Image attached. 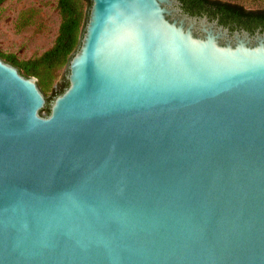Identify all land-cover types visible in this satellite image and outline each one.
Here are the masks:
<instances>
[{
	"label": "water",
	"instance_id": "95a60500",
	"mask_svg": "<svg viewBox=\"0 0 264 264\" xmlns=\"http://www.w3.org/2000/svg\"><path fill=\"white\" fill-rule=\"evenodd\" d=\"M65 78L0 59V264H264V33L90 0Z\"/></svg>",
	"mask_w": 264,
	"mask_h": 264
},
{
	"label": "rangeland",
	"instance_id": "374dc122",
	"mask_svg": "<svg viewBox=\"0 0 264 264\" xmlns=\"http://www.w3.org/2000/svg\"><path fill=\"white\" fill-rule=\"evenodd\" d=\"M79 1L85 16L90 5ZM223 1L238 3L246 9H264V0ZM61 22L58 0H3L0 3V59L7 62L6 58L13 56L21 61L40 56L55 43ZM67 66L68 62L56 71L44 72L41 78L32 77L46 101L53 99L67 75Z\"/></svg>",
	"mask_w": 264,
	"mask_h": 264
},
{
	"label": "trees",
	"instance_id": "16d2710c",
	"mask_svg": "<svg viewBox=\"0 0 264 264\" xmlns=\"http://www.w3.org/2000/svg\"><path fill=\"white\" fill-rule=\"evenodd\" d=\"M3 0H0V3ZM90 5V0H84ZM186 11L196 13L204 11L211 17L218 16L223 24L240 23L247 29L264 25V9H246L244 6L223 0H182ZM62 15L58 35L51 48L40 56L27 60H16L13 56L6 61L18 68L26 77L41 78L44 72H52L67 63L80 44V39L87 22L88 11L84 16L79 0H58ZM1 57V56H0ZM2 58V57H1ZM68 83L66 78L61 83L53 97L60 94ZM41 112L49 114L46 106Z\"/></svg>",
	"mask_w": 264,
	"mask_h": 264
},
{
	"label": "flooded vegetation",
	"instance_id": "af4514ba",
	"mask_svg": "<svg viewBox=\"0 0 264 264\" xmlns=\"http://www.w3.org/2000/svg\"><path fill=\"white\" fill-rule=\"evenodd\" d=\"M179 1L182 4L183 10L185 12L189 13L190 15H207L210 19H218L219 24H221V25L229 28L230 31H234V30H246V31H248L251 34H254L256 31H260L261 33H264V25H259L256 28H254V30H252V29H247L242 24L236 23V22L235 23H232V24H230V23L229 24H223V23L220 22V19H219L218 16H216V17L213 18V17L209 16L207 13H205L202 10L201 11H198L196 13H191L189 11H186L185 8H184V2L182 0H179Z\"/></svg>",
	"mask_w": 264,
	"mask_h": 264
}]
</instances>
